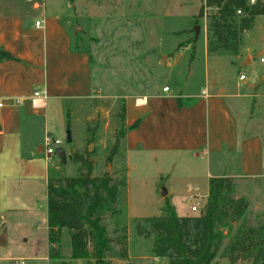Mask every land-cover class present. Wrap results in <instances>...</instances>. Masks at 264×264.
I'll return each instance as SVG.
<instances>
[{
  "label": "crops",
  "instance_id": "obj_1",
  "mask_svg": "<svg viewBox=\"0 0 264 264\" xmlns=\"http://www.w3.org/2000/svg\"><path fill=\"white\" fill-rule=\"evenodd\" d=\"M45 4L44 0L43 5L36 0H0V49L14 58L0 62V264L51 263L48 181L58 177L54 170L61 162L47 155L46 139L57 140L51 131L63 117L71 122L76 113L85 127L92 118L87 107L94 87L90 58L72 48L63 11H50ZM39 21L41 26L37 27ZM204 45L200 87H190L193 63L168 92L127 99L129 130L123 146L130 218H146L137 216L141 214L130 195L132 173L146 160L156 167L155 176L164 179L167 173L160 163L174 167L182 159L186 173L193 175L189 167L206 157L207 178H191L184 183L183 194L190 202L201 198L200 190L207 201L214 178L264 183V105L257 104L264 99V82L259 78L249 83L244 74L235 83L221 74L215 77L209 67L220 51L208 52V25ZM189 47L184 51L192 52ZM257 47L260 54L264 38ZM231 66L237 63L231 62ZM37 91L41 101L45 99L42 109L34 108ZM136 122L138 127L131 129ZM173 175H168V181ZM166 193L159 208L162 215L168 203L179 217H185L174 202L179 195L176 188H168ZM68 247L70 256V243Z\"/></svg>",
  "mask_w": 264,
  "mask_h": 264
},
{
  "label": "rangeland",
  "instance_id": "obj_2",
  "mask_svg": "<svg viewBox=\"0 0 264 264\" xmlns=\"http://www.w3.org/2000/svg\"><path fill=\"white\" fill-rule=\"evenodd\" d=\"M36 2L43 5V0ZM44 2L50 11H63L62 20L69 25L72 48L87 53L90 58L94 85L92 98L87 101L92 118L86 123V127L74 113L71 122L63 117L61 124L54 123L51 131L53 138L60 141L57 146L66 149L68 156L79 153L89 158L94 165L93 176L101 177L110 173L118 181H127L128 166L123 139L120 140L118 154L111 162L107 160L122 133L120 113L123 102L127 106V99H140L162 93L166 87L170 89L171 84L184 76L193 63L194 73L190 79V87H200L205 69L204 32L208 24L207 16L214 9L206 7L207 0ZM200 11H203L204 17H199ZM196 26L201 29L199 39L195 42ZM263 38L264 17H261L243 35L237 55L222 50L211 60L209 68L214 76L221 74L235 83L239 75L244 74L249 83L256 82L259 78L264 82V64L260 61L257 47ZM193 44L195 49L192 52L185 50L187 53H184V47L190 46L191 49ZM250 57L252 64L244 65L247 58L251 62ZM196 58L197 61L194 62ZM231 62H236L237 66H231ZM247 101L252 104V100ZM257 104L264 105V99L258 100ZM87 126L91 129L90 133L87 132ZM68 130L72 133V144L67 143ZM197 160L198 163H192L189 167L193 175L186 173L182 159H178L174 167L170 163H160L159 166L167 173L164 179L159 175L155 176L156 167L149 166L148 160L145 165L137 167L132 173L130 190L136 212L141 214L137 216H162L159 208L164 202L163 192L168 188H176L178 191L179 195L174 198V202L182 216L200 215L207 203L204 199L205 192L200 190L201 198L192 202L183 194L184 183L191 178H207L206 157ZM58 167V170H54L58 176L55 178H64L75 176L79 165L68 161L66 165L58 164ZM172 172V180L168 181V175ZM125 191L126 187L121 189L119 214L113 217L110 213L105 218L108 232L114 241L113 253L109 257L111 264H168L166 259L152 255V238L145 240L136 235L135 219L140 218H130L128 215ZM230 195L235 202L244 200L247 210L233 224L230 233L223 229L226 238L215 263L260 264L261 260L253 248L264 252V183L233 179ZM197 205L198 211L193 212L192 206ZM242 236L244 240L248 239L243 245L245 247L232 251L233 245ZM69 243L65 235L62 254L68 263L94 264L87 260L71 261L68 256ZM124 251H127V257L122 259L118 255Z\"/></svg>",
  "mask_w": 264,
  "mask_h": 264
},
{
  "label": "trees",
  "instance_id": "obj_3",
  "mask_svg": "<svg viewBox=\"0 0 264 264\" xmlns=\"http://www.w3.org/2000/svg\"><path fill=\"white\" fill-rule=\"evenodd\" d=\"M250 1L207 0L206 7L214 9L207 16L210 54L222 50L233 55L239 53L243 35L254 27L257 17L264 16V0H255L253 5H250ZM238 11L242 14L237 15ZM199 17H204L203 11H200ZM192 48L195 49V44ZM8 60L14 58L0 49V62ZM123 103L120 113L122 133L107 158L110 162L118 154L120 140L125 138L129 130L125 126L126 106ZM138 125L139 122H136L131 129ZM87 132H91L89 126ZM71 157L73 163L79 165L77 174L73 177L50 178L48 181L50 264H70L62 254L65 235L70 242L71 261L111 264L109 257L113 253L114 241L105 218L110 213L113 217L119 214L121 189L127 186V181H118L110 173L95 177L94 165L89 158L79 153ZM232 190L233 179H211L208 200L200 215L179 217L167 203L162 216L135 219V233L145 240L152 238V255L166 259L168 264H216V256L226 238L223 229L230 233L233 224L247 210L244 200L233 201L230 197ZM247 240L242 236L233 245L232 251L243 249ZM253 249L261 260L260 264H264V252L256 247ZM118 256L125 259L127 251Z\"/></svg>",
  "mask_w": 264,
  "mask_h": 264
},
{
  "label": "built area",
  "instance_id": "obj_4",
  "mask_svg": "<svg viewBox=\"0 0 264 264\" xmlns=\"http://www.w3.org/2000/svg\"><path fill=\"white\" fill-rule=\"evenodd\" d=\"M254 3H255V0H251L250 1V5H253ZM241 14H242L241 11H238L237 12V15H241ZM36 26L37 27H40L41 26V22L40 21L37 22L36 23ZM261 62L264 64V57H261ZM241 79L244 80L245 77L242 76ZM168 91H169V88L166 87L164 89V92H168ZM40 97H41V93L39 91H37V92L34 93V108L35 109H42V108L45 107V103L43 102L45 99L42 98L43 101H41ZM2 106L3 105L0 103V107H2ZM58 143L59 142L57 140H53L50 137H47V139H46V152H47V155L48 156H54L53 146L54 145H58ZM191 209H192L193 212H197L198 209H199V206L198 205L197 206H192Z\"/></svg>",
  "mask_w": 264,
  "mask_h": 264
},
{
  "label": "water",
  "instance_id": "obj_5",
  "mask_svg": "<svg viewBox=\"0 0 264 264\" xmlns=\"http://www.w3.org/2000/svg\"><path fill=\"white\" fill-rule=\"evenodd\" d=\"M200 29H201L200 26L194 27L195 42L199 39ZM259 57L260 58L261 57H264V48L260 52ZM248 63H250L249 58L246 59L245 65H247ZM72 142H73L72 133H71L70 130H68V132H67V143L68 144H72ZM53 149H54V156L57 157L60 160V162H61L62 165H66L68 161H72V157L71 156H68L67 153H66V151L63 148H61V147H59L57 145H54L53 146ZM166 195H167V193L164 190L163 196H166Z\"/></svg>",
  "mask_w": 264,
  "mask_h": 264
},
{
  "label": "bare ground",
  "instance_id": "obj_6",
  "mask_svg": "<svg viewBox=\"0 0 264 264\" xmlns=\"http://www.w3.org/2000/svg\"><path fill=\"white\" fill-rule=\"evenodd\" d=\"M140 103H142V102H140Z\"/></svg>",
  "mask_w": 264,
  "mask_h": 264
}]
</instances>
